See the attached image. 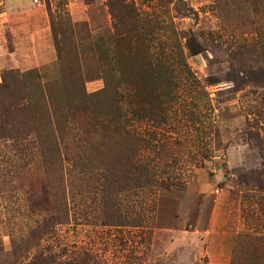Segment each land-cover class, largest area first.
<instances>
[{
    "label": "rangeland",
    "instance_id": "1",
    "mask_svg": "<svg viewBox=\"0 0 264 264\" xmlns=\"http://www.w3.org/2000/svg\"><path fill=\"white\" fill-rule=\"evenodd\" d=\"M37 1L0 9V264H264V0ZM146 21L183 58L115 93Z\"/></svg>",
    "mask_w": 264,
    "mask_h": 264
},
{
    "label": "trees",
    "instance_id": "2",
    "mask_svg": "<svg viewBox=\"0 0 264 264\" xmlns=\"http://www.w3.org/2000/svg\"><path fill=\"white\" fill-rule=\"evenodd\" d=\"M108 8L111 12V15L113 17V21H118L119 19V13L117 10L114 9V6L108 2ZM124 10V8H121V11ZM161 26L159 23L155 21H149L147 24V21L145 24L139 28V32H130L127 35V40L129 41V44L135 45L133 47H129L128 51L127 50H122V51H117L114 52L110 63H111V68L109 69L108 74L110 75L109 79V84L108 86L113 89L115 93H117L120 89L124 88V79H123V73H122V66H123V59L126 55L131 54L132 51L134 53H140L144 59H145V66L148 69H151L152 71L156 73H164L167 76H171L172 73L178 69V61L182 60L183 58V52L181 50V46L175 39V34L173 31L169 33L166 30V27L160 28ZM165 34H172L174 36V41L170 40L169 38H164L163 36ZM161 36L162 40H159L158 37ZM142 38V40L140 39ZM173 38V37H172ZM118 39V38H116ZM139 39V40H138ZM169 39V40H168ZM93 44L94 46L97 45H104V41L102 38H96L93 39ZM185 67V66H184ZM250 83H254L253 85L259 84L262 85L264 82L262 80V77H253L250 80ZM118 104L121 105L119 107L120 110V115L118 116V120H122L123 115H121L122 111V104L126 102V98L123 95H118ZM123 112V111H122ZM124 120V119H123ZM262 189V188H261ZM264 193V188L262 190ZM261 202L262 201L261 199ZM260 202V205L262 203ZM249 240L251 241L252 239L249 238V236H244L240 241L242 242L243 240ZM254 243H252L253 248H255V253L256 256H264L262 253L264 252V236L257 237L252 240ZM253 258L256 262L254 264H260L257 262L255 255H253ZM52 259L50 258H43V257H38L35 259L33 264H51ZM32 264V263H31ZM232 264H237L236 261H233Z\"/></svg>",
    "mask_w": 264,
    "mask_h": 264
},
{
    "label": "crops",
    "instance_id": "3",
    "mask_svg": "<svg viewBox=\"0 0 264 264\" xmlns=\"http://www.w3.org/2000/svg\"><path fill=\"white\" fill-rule=\"evenodd\" d=\"M1 1V8H3L4 4L9 8L7 15H8V21H10L11 19H13V15L15 14H19V15H23V14H28L29 12L33 13L36 8L32 7L30 5V3L33 0H0ZM0 16H3L4 13H0ZM46 18L45 14L39 10V19H41L42 21Z\"/></svg>",
    "mask_w": 264,
    "mask_h": 264
},
{
    "label": "built area",
    "instance_id": "4",
    "mask_svg": "<svg viewBox=\"0 0 264 264\" xmlns=\"http://www.w3.org/2000/svg\"><path fill=\"white\" fill-rule=\"evenodd\" d=\"M38 3V1L37 0H33V4H37ZM1 1H0V8H1ZM1 15V14H0Z\"/></svg>",
    "mask_w": 264,
    "mask_h": 264
}]
</instances>
